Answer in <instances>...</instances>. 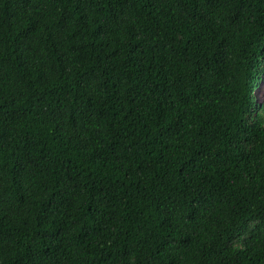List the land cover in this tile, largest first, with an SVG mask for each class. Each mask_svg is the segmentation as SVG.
Listing matches in <instances>:
<instances>
[{
    "label": "trees",
    "instance_id": "16d2710c",
    "mask_svg": "<svg viewBox=\"0 0 264 264\" xmlns=\"http://www.w3.org/2000/svg\"><path fill=\"white\" fill-rule=\"evenodd\" d=\"M264 0H0V264H264Z\"/></svg>",
    "mask_w": 264,
    "mask_h": 264
},
{
    "label": "snow or ice",
    "instance_id": "6c2138e0",
    "mask_svg": "<svg viewBox=\"0 0 264 264\" xmlns=\"http://www.w3.org/2000/svg\"><path fill=\"white\" fill-rule=\"evenodd\" d=\"M257 101L261 105H264V88L258 91L257 93Z\"/></svg>",
    "mask_w": 264,
    "mask_h": 264
},
{
    "label": "rangeland",
    "instance_id": "374dc122",
    "mask_svg": "<svg viewBox=\"0 0 264 264\" xmlns=\"http://www.w3.org/2000/svg\"><path fill=\"white\" fill-rule=\"evenodd\" d=\"M262 88H264V81L261 82L260 86L256 89L254 95H255V98H256V101H257V93L259 90H261ZM258 102V101H257ZM260 104V103H259Z\"/></svg>",
    "mask_w": 264,
    "mask_h": 264
}]
</instances>
